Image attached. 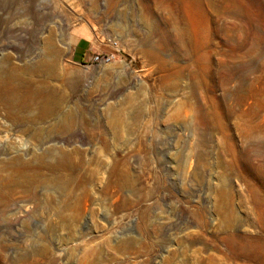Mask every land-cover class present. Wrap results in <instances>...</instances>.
Returning <instances> with one entry per match:
<instances>
[{
  "label": "rangeland",
  "instance_id": "1",
  "mask_svg": "<svg viewBox=\"0 0 264 264\" xmlns=\"http://www.w3.org/2000/svg\"><path fill=\"white\" fill-rule=\"evenodd\" d=\"M193 1L0 0V264H264V0Z\"/></svg>",
  "mask_w": 264,
  "mask_h": 264
},
{
  "label": "crops",
  "instance_id": "2",
  "mask_svg": "<svg viewBox=\"0 0 264 264\" xmlns=\"http://www.w3.org/2000/svg\"><path fill=\"white\" fill-rule=\"evenodd\" d=\"M110 52V50L101 49L90 40L82 38L75 45L74 58L78 63L89 65L96 54H111Z\"/></svg>",
  "mask_w": 264,
  "mask_h": 264
},
{
  "label": "built area",
  "instance_id": "3",
  "mask_svg": "<svg viewBox=\"0 0 264 264\" xmlns=\"http://www.w3.org/2000/svg\"><path fill=\"white\" fill-rule=\"evenodd\" d=\"M110 44H113L116 46L115 43H113L111 40L109 41ZM116 60V55L114 54H106V53H101V54H96L91 62L90 65H99V66H105V65H110Z\"/></svg>",
  "mask_w": 264,
  "mask_h": 264
},
{
  "label": "bare ground",
  "instance_id": "4",
  "mask_svg": "<svg viewBox=\"0 0 264 264\" xmlns=\"http://www.w3.org/2000/svg\"><path fill=\"white\" fill-rule=\"evenodd\" d=\"M189 11H188V15L190 16V18L192 19V22L194 25H197L196 23H198L197 21V16H196V10H195V5H194V1L193 0H186ZM198 5V4H197Z\"/></svg>",
  "mask_w": 264,
  "mask_h": 264
}]
</instances>
